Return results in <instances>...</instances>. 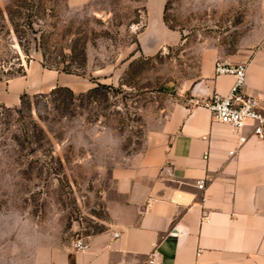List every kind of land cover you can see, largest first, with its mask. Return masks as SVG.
I'll list each match as a JSON object with an SVG mask.
<instances>
[{
    "label": "rangeland",
    "instance_id": "obj_1",
    "mask_svg": "<svg viewBox=\"0 0 264 264\" xmlns=\"http://www.w3.org/2000/svg\"><path fill=\"white\" fill-rule=\"evenodd\" d=\"M256 5L1 2L0 94L16 104L0 103V264L107 228L114 169L160 136L202 60L235 49Z\"/></svg>",
    "mask_w": 264,
    "mask_h": 264
},
{
    "label": "crops",
    "instance_id": "obj_2",
    "mask_svg": "<svg viewBox=\"0 0 264 264\" xmlns=\"http://www.w3.org/2000/svg\"><path fill=\"white\" fill-rule=\"evenodd\" d=\"M150 3L159 10L164 0ZM256 4L235 49L202 60L190 99L229 91L234 77L213 71L223 58L246 65L244 90L264 105V0ZM0 103L16 101L0 94ZM236 143L234 130L213 121L208 108L176 104L153 144L112 172L107 228L82 238L84 249L42 246L18 264H142L152 253L153 264H264V138L250 137L230 156Z\"/></svg>",
    "mask_w": 264,
    "mask_h": 264
},
{
    "label": "built area",
    "instance_id": "obj_3",
    "mask_svg": "<svg viewBox=\"0 0 264 264\" xmlns=\"http://www.w3.org/2000/svg\"><path fill=\"white\" fill-rule=\"evenodd\" d=\"M213 71L216 76L231 75L234 77L229 91L225 95L213 92L204 101L189 99L188 102L208 108L213 121L228 125L234 130L237 143L233 149L228 151V154L232 156L250 137L264 138V105L258 96L244 90L246 82V65L244 63H234L218 58L214 61ZM246 130L248 132H245ZM205 185L204 178L197 181V186L200 189H203ZM118 235V232H113V237ZM73 247L80 250L84 249L86 244L82 238H77L73 241ZM153 257L154 253L150 254L142 264H153ZM118 264L134 263L122 261Z\"/></svg>",
    "mask_w": 264,
    "mask_h": 264
},
{
    "label": "trees",
    "instance_id": "obj_4",
    "mask_svg": "<svg viewBox=\"0 0 264 264\" xmlns=\"http://www.w3.org/2000/svg\"><path fill=\"white\" fill-rule=\"evenodd\" d=\"M62 70L65 71V72H70V71H71L70 68L67 67V66H66V67L64 66V67L62 68ZM60 89H62V90L64 89V90H66V91H68L69 93L72 94V90L69 89L68 87H64V88H60Z\"/></svg>",
    "mask_w": 264,
    "mask_h": 264
}]
</instances>
